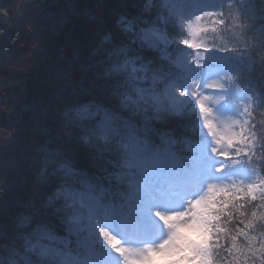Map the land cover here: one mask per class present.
I'll return each instance as SVG.
<instances>
[{
  "label": "snow or ice",
  "instance_id": "snow-or-ice-1",
  "mask_svg": "<svg viewBox=\"0 0 264 264\" xmlns=\"http://www.w3.org/2000/svg\"><path fill=\"white\" fill-rule=\"evenodd\" d=\"M96 7L107 8L108 4L106 0H98ZM223 7L222 4L220 11L201 12L195 15L194 20L181 19L180 26L189 36L178 43L196 52L202 47L208 51L200 36L216 33L221 28L231 30ZM150 8L151 0H148L144 10ZM177 22L178 17L170 11L169 15H157L155 20L143 21L139 16L128 18L121 15L116 21L119 36L105 27L99 45L92 52V56H97L104 50V56L87 66L95 68L92 86L100 95L88 103L65 110L61 127L71 140L73 129L82 126L87 118L102 113L94 127L84 128L83 135L76 136L84 143H91L93 139L104 141L103 146L97 147V151H102L112 142V122L117 118L116 111L127 109L133 115L146 114L151 106L157 116L173 111L184 115L196 114L211 139L210 146L205 149L202 140L197 144L184 140V147L191 155L178 157L175 152H157L146 164L133 163L127 157L122 162L118 150L114 149L115 163L109 171L108 187L95 183V177L88 178L79 173L86 190L78 191L72 185L58 186L42 207L33 205L32 214L17 217L12 242L21 241L19 247L26 254L30 252L38 257L61 255L59 251L38 243L41 238L53 239L52 230L58 229L74 236L77 247L82 250L72 264H169L170 261L198 264L201 260L213 264V257L221 253L226 256L225 264H249L250 261L251 264H264V233L255 234L258 224L264 227L261 223L264 222V211H250L258 204L264 209V95L249 89L248 102L242 105L239 117L231 120L228 125L230 131H218L219 126L212 118L213 109L206 101L225 98L224 93L235 79L229 70L207 66L199 55L194 61L186 60L183 64L167 56L165 58L172 67L161 74L152 67L153 61L146 52V49L164 51L169 44L176 43L169 37L179 31ZM179 33L183 35L182 31ZM240 40L243 43L238 48L221 47L216 50L235 52L237 56L247 57L249 66L254 65L256 53L253 48L264 49V41L253 45L243 40V36ZM161 45L165 48L162 49ZM76 55L78 57L79 54ZM259 63L264 65V52L259 53ZM149 80L151 85L145 86ZM158 81L164 84L163 92L157 88ZM223 81H228V86ZM186 97L194 102L193 109L184 103ZM112 100L116 102L115 107L109 108ZM197 108L198 112L195 111ZM257 116L261 117L259 121ZM126 124L130 130L133 128L130 120ZM142 151H148L146 142ZM45 153V168L40 176L47 181V166L55 163L54 156H63L64 153L59 150L51 153L47 149ZM212 157L233 162L243 159L255 173L253 181L229 185L208 183L203 194L189 200L183 211L159 210L160 203L171 200L179 187L198 179L213 167ZM60 167L66 174L77 175L69 157L62 160ZM134 167L138 174L129 171ZM222 169L223 165L214 167L216 172ZM106 193L109 194L107 199ZM7 207L5 203L3 208L7 210ZM153 218L167 229L163 239L155 244L122 246L126 244V238H132L130 233L139 235L150 231ZM177 222L198 225L205 236L193 238L180 250L174 244ZM4 235L7 238V233ZM33 237L37 238V243L32 242ZM9 251L12 255H19L16 247ZM241 256L244 257L242 262ZM24 260L25 264H33L27 255Z\"/></svg>",
  "mask_w": 264,
  "mask_h": 264
},
{
  "label": "trees",
  "instance_id": "trees-1",
  "mask_svg": "<svg viewBox=\"0 0 264 264\" xmlns=\"http://www.w3.org/2000/svg\"><path fill=\"white\" fill-rule=\"evenodd\" d=\"M157 1L151 0V8L145 11L144 5L148 0H106L107 8L96 7L98 0H0V134L6 133L0 138V249L3 245L13 244L17 217L32 214L33 205L42 207L58 186L72 185L78 191L86 190L79 173L86 174L88 178L95 177V183L108 187L109 178L92 169L91 160H101V164L110 171L111 167L106 162L112 161L109 163L111 166L115 163L114 149L118 150L122 162L123 157L129 159L130 153L121 145L122 139L118 142L115 136L102 151H97V147L103 146L104 141L93 139L91 143H84L76 139V136L83 135L84 128L94 127L102 113L87 118L82 126L73 129L71 140L61 127L62 114L69 107L88 103L100 95L92 86L95 68L87 66L104 56V50L92 56L103 37L104 28L119 36L116 21L121 15L128 18L139 16L142 21L155 20L157 15H169L168 6L165 7L169 3L159 4ZM223 11L231 30L221 28L216 33L207 34L203 41L207 47L237 48L243 43L241 36L253 45L264 41V0H230ZM179 31L169 37L177 42L171 43L165 57H177L173 46L180 51L187 48L178 43L186 37ZM146 52L149 57L157 59L161 67L155 63L152 67L162 73L163 55L152 49H146ZM253 52L256 53L253 56L256 63L245 67L244 79L254 92L264 95V65L259 63V53L264 49L255 47ZM158 83L157 88L162 92L163 83ZM150 85L151 80L145 84ZM192 102L186 97L185 104L190 109L193 108ZM115 104L112 100L108 107L113 108ZM195 111L198 112L197 109ZM260 119L257 116V121ZM114 120L128 127L126 122ZM140 123L149 125L151 129L149 142H154L158 136L176 144L180 139L194 141L203 129L196 114L184 115L176 111L162 112L157 116L148 110ZM112 128L114 134H120L119 129ZM132 129L140 134L136 128ZM45 149L51 153L58 150L64 153L63 156H54L55 163L47 166V181L40 176L45 168ZM65 157L71 158L77 175L66 174L60 167ZM5 203L7 210L3 208ZM52 233L53 239L41 238L38 243L48 242L50 249L59 251L62 256L67 249L61 239L71 243L74 236L58 229H53ZM261 233H264V227L258 224L255 234ZM32 242L37 243V238L33 237ZM20 243L16 241L12 247L20 249L33 264H56L53 255L41 259L34 253L26 254L19 247ZM240 259L242 262L244 257ZM225 260L226 256L221 253L213 257V264H225Z\"/></svg>",
  "mask_w": 264,
  "mask_h": 264
},
{
  "label": "rangeland",
  "instance_id": "rangeland-1",
  "mask_svg": "<svg viewBox=\"0 0 264 264\" xmlns=\"http://www.w3.org/2000/svg\"><path fill=\"white\" fill-rule=\"evenodd\" d=\"M171 1V2H170ZM205 0H190L189 2L187 0H165L164 3H169L168 5V12H173L176 14L178 17V22H177V27L183 31V33L188 37L189 34L183 30V28L180 26L181 19H186V20H194L195 15H198L201 13V6L205 4ZM171 44L167 46V48L164 51H159L163 55L164 53L167 52L170 48ZM161 48L164 49L165 46L161 45ZM156 50V49H152ZM192 50V49H189ZM195 51V50H193ZM207 56V58L204 60L207 66H220L224 67L229 70V74L235 77V72H240V67H238L240 64L235 61V56L231 54H218V55H211ZM215 56H219L218 59L213 60ZM192 59L190 57H185L180 60V64H183L186 60ZM194 61V60H193ZM208 63H211L208 65ZM239 64V65H238ZM235 80V79H234ZM234 80L230 82V87H228V90L226 93H224V99L218 100V101H213L211 98L209 101H206V103H209L210 106L213 109V117L214 118V124H217L218 131L222 132H227L230 131L228 125L231 123L232 119H236L239 117V114L242 110V105L244 103L248 102V91H235L233 88ZM158 83V82H157ZM226 86H228L229 82L228 81H223ZM186 102V98L184 99V103ZM192 102V100H191ZM192 106L194 108V102H192ZM192 108V109H193ZM149 111L155 112V109L149 106ZM198 110V108H197ZM199 111V110H198ZM201 126L203 127L202 120H200ZM126 146V145H125ZM128 149V147L126 146ZM219 157H212V165L213 168L218 165H223V169L220 172H216L213 170V174L210 175V180L211 183L215 184H223V185H229L231 183H249L252 182L255 176L254 172H249L247 169H242V168H235V166L239 163V161L233 162L229 160H221L219 163H217ZM129 160L132 161V158L129 157ZM231 162V163H229ZM217 163V164H216ZM229 163V165H227ZM199 178L203 179L204 174L201 175ZM197 186V189H195V193L192 195H199L200 193H203L200 191V187H203L206 185L202 180L199 181H194ZM190 182H186L184 186H187ZM178 196L172 197L171 200H164L160 203L159 205V210L164 211V212H173V211H183L187 204H184L185 199L183 198L181 193L182 191L178 188ZM175 201L176 207L173 204ZM180 201V202H179ZM164 205H172L173 208H176L175 210H169L163 208ZM201 211V209H200ZM182 219V218H181ZM152 224H159L158 221H155L153 218ZM162 225V224H161ZM162 229L167 231V229L163 228ZM174 231H175V238H174V244L175 246L183 250L186 245L190 244L192 242L193 238L200 237L201 238V232L202 229L195 224H190V225H184L182 223H175L174 226ZM164 237L157 238L158 242L160 239H163ZM157 242V243H158ZM41 245L47 246L50 248V244L48 242L44 243H39ZM129 247H134V246H129ZM37 256V255H36ZM60 258H58L56 255L54 257L55 263L56 264H71L70 261L67 259L64 260L62 256L58 255ZM41 259L44 257H40ZM159 257H157V261L159 262ZM61 260H64L65 262L61 263ZM70 260V259H69ZM67 261V262H66ZM204 261V260H201ZM199 261V262H201ZM198 262V263H199ZM123 264V262H122ZM169 264H188L186 261H170Z\"/></svg>",
  "mask_w": 264,
  "mask_h": 264
},
{
  "label": "bare ground",
  "instance_id": "bare-ground-1",
  "mask_svg": "<svg viewBox=\"0 0 264 264\" xmlns=\"http://www.w3.org/2000/svg\"><path fill=\"white\" fill-rule=\"evenodd\" d=\"M164 1L165 0H158L157 2H159V4H160V3L164 2ZM227 48H231V47H227ZM178 49H179L178 47L173 46V51H175L174 53H178L180 51ZM224 52H226V51H224ZM229 53L231 55L235 56V58H236L235 61H237L240 65H242V66H249V61H248L247 57L237 56V54L235 52H229ZM149 58L153 61L152 64L155 63L156 66L161 67L160 63L157 61V59L155 57H152L151 56ZM171 67H172V65L170 64V62L169 61H165L162 64V73L161 74L167 73L171 69ZM102 115L103 114L100 115V119L102 118ZM115 115L117 117L116 120H118V121L127 122V121L130 120L131 121V124H134L136 126H139L140 125V122H141V120H142V118L144 116V113L141 112V113H137V114L133 115L127 109H123V110L116 111ZM142 124H144V123H142ZM112 126L116 127L119 130L122 129L121 123H119V122H117L115 120H113ZM5 135H6V133L3 132L2 134H0V138L4 137ZM164 139H166V138H164ZM122 159H124V157ZM90 162L92 163V166H90L92 169L103 172L109 178V168L107 166L102 165L101 164V160H99V159H93ZM106 163L112 168V166L108 162H106ZM105 196H106V199L109 198V194L108 193H106ZM254 211H264V209H261L260 206L257 205V207H256V209H254ZM61 243L65 245V248H67V249H69V250L72 251L73 257H76L79 248L77 247L76 238L75 237H73L72 242L69 243V244H65L64 239H61ZM12 245L13 244L3 245V248H5V247L10 248V247H12ZM1 249H2V246H1ZM17 252L19 253V256H21L22 259L24 260V255H23L22 251L20 249H17ZM24 262H25V260H24Z\"/></svg>",
  "mask_w": 264,
  "mask_h": 264
},
{
  "label": "clouds",
  "instance_id": "clouds-1",
  "mask_svg": "<svg viewBox=\"0 0 264 264\" xmlns=\"http://www.w3.org/2000/svg\"><path fill=\"white\" fill-rule=\"evenodd\" d=\"M0 264H25L19 255H12L9 248L0 249Z\"/></svg>",
  "mask_w": 264,
  "mask_h": 264
}]
</instances>
